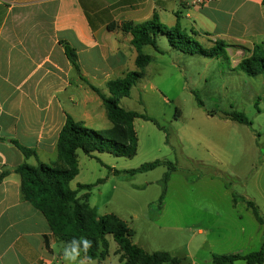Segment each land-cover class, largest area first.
<instances>
[{"label": "rangeland", "instance_id": "rangeland-1", "mask_svg": "<svg viewBox=\"0 0 264 264\" xmlns=\"http://www.w3.org/2000/svg\"><path fill=\"white\" fill-rule=\"evenodd\" d=\"M158 46L164 54L144 48L157 59L120 106L149 116L162 129L137 119L139 146L132 159L112 153L92 159L78 151L80 173L71 188L93 186L78 196L89 193L100 218L124 221L133 243L149 254L165 252L180 264H213L215 254L259 251L264 226L244 199L264 218V76L246 75L225 56L183 53L164 35ZM232 112L244 113L252 125L232 121L226 115ZM156 160L165 163L127 173ZM116 248L111 239L112 251Z\"/></svg>", "mask_w": 264, "mask_h": 264}, {"label": "crops", "instance_id": "crops-1", "mask_svg": "<svg viewBox=\"0 0 264 264\" xmlns=\"http://www.w3.org/2000/svg\"><path fill=\"white\" fill-rule=\"evenodd\" d=\"M154 16L204 49L225 43V58L236 68L256 46L264 50V0H0V175L8 172L0 183V264H67V243L22 198L16 169L58 161L67 116L90 129L111 128L89 84L109 97L110 81L137 70L133 37L120 26ZM66 45L77 54L79 71ZM149 56L148 70L157 59ZM12 141L36 156L26 159ZM111 239L109 254L95 264H122Z\"/></svg>", "mask_w": 264, "mask_h": 264}, {"label": "trees", "instance_id": "trees-1", "mask_svg": "<svg viewBox=\"0 0 264 264\" xmlns=\"http://www.w3.org/2000/svg\"><path fill=\"white\" fill-rule=\"evenodd\" d=\"M125 33L132 35V45L138 51L136 60L137 70L128 72L123 77L114 79L107 84L110 96H105L101 90L89 84L90 88L102 99L111 128L106 130H94L77 124L71 116H67L65 126L60 132L58 140V161L48 165L40 163L31 166L24 163L16 169L21 178L22 198L42 212L51 227L52 233L67 244L73 239L84 237L92 241V247L87 253L92 260L106 257L109 254V241L111 237L118 245L117 253L120 254L122 264H180L181 260L172 257L165 252L149 254L132 241L134 235L124 221L115 215H107L100 218L88 202L89 193L81 199L80 191H90L93 186L79 185L78 190L71 188V182L79 175L78 151L92 159H98L96 154L112 153L116 157L132 159L137 155L139 137L135 129V121L143 119L151 121L160 129L159 124L149 116L124 109L120 102L131 96L133 88L144 77L145 70L152 62V57L145 55L142 49L153 47L158 53H162L158 46L160 35L166 36L170 46L183 53L199 51L211 57L225 56L227 45L217 42L209 50L202 48L193 38L181 32L179 26L169 28L162 24L157 16L144 24L134 25L123 23L120 26ZM66 54L70 62L79 71L78 58L75 51L68 45L65 46ZM238 68L250 77L264 76V50L256 46L251 56L244 58ZM202 106V103H199ZM234 122L250 126L249 118L240 112L226 114ZM12 143L20 149L25 158L36 156V152L20 145L16 141ZM165 162L156 160L145 163L138 169L128 171L130 175L145 173L156 169ZM170 172L175 170L169 163ZM115 175L120 172L115 171ZM8 172L0 175V183L7 177ZM170 173L163 179V193L160 198L162 203L167 192V183ZM102 181H99L101 183ZM248 207L260 225L264 226V218L261 216L258 206L253 201L244 199ZM81 253L85 256L83 251ZM245 261L246 264H264V243L259 251L246 255H213V264H235Z\"/></svg>", "mask_w": 264, "mask_h": 264}, {"label": "clouds", "instance_id": "clouds-1", "mask_svg": "<svg viewBox=\"0 0 264 264\" xmlns=\"http://www.w3.org/2000/svg\"><path fill=\"white\" fill-rule=\"evenodd\" d=\"M92 247V241L84 237L79 240L73 239L63 248V259L67 264H95V262L87 255ZM81 251L85 254L83 259H80Z\"/></svg>", "mask_w": 264, "mask_h": 264}, {"label": "built area", "instance_id": "built-area-1", "mask_svg": "<svg viewBox=\"0 0 264 264\" xmlns=\"http://www.w3.org/2000/svg\"><path fill=\"white\" fill-rule=\"evenodd\" d=\"M156 1H160V0H156ZM210 1H212V0H205L206 3L210 2Z\"/></svg>", "mask_w": 264, "mask_h": 264}]
</instances>
